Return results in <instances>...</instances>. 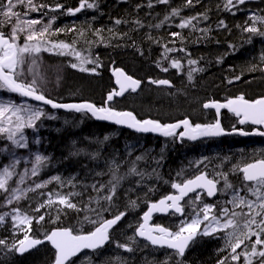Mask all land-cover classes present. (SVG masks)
I'll return each mask as SVG.
<instances>
[{
    "label": "trees",
    "instance_id": "obj_1",
    "mask_svg": "<svg viewBox=\"0 0 264 264\" xmlns=\"http://www.w3.org/2000/svg\"><path fill=\"white\" fill-rule=\"evenodd\" d=\"M0 3H7V0H0ZM57 3L63 7L56 9ZM79 3L80 0H39V5L46 7L40 8L38 14L45 15V20H52L55 17L47 34V40L52 43L64 42L73 45L75 51L80 52L81 57L86 60L81 65L80 59L74 53L61 49L45 50L51 48V44L42 43V50L51 55L53 60H59L66 69L67 77L60 88L62 100L69 98L67 101L90 100L96 105H103L106 93L114 88L110 70L116 67L124 69L137 79H143L142 81L148 78L155 80L170 78L169 80L173 82V88L169 91L151 85H142L139 94L129 96L130 99L138 100L139 103L136 105L128 101L129 97L114 102L116 109H130L138 118L149 117L164 122V118L155 112L166 107L171 112L167 114L166 120L188 116L195 122L198 119L189 112L190 109H186L189 105L191 109L199 105L197 108L201 112L200 105L206 100H225L239 94L248 99H255L264 95V60L261 59L264 54V37L243 31L246 25L252 23L250 17L253 14L264 16V0H245L244 4H235L231 9L225 8L226 0H192L191 5H188L186 0H167V3H161L159 0H95L96 8H83L75 14L67 12L68 8H76ZM173 9H178L179 15H172ZM205 16L207 19H204ZM165 17L168 19L165 20ZM190 17L197 19L192 21L191 26L180 28L179 24L182 20ZM117 19L122 22L116 24ZM221 21L226 26H220ZM157 25L159 27H156ZM256 26L264 31V24L258 23ZM9 27L0 26V31L9 34ZM57 29L61 31L57 32ZM172 33L179 35L174 37ZM19 42L23 43L22 39H19ZM206 47L209 49L207 50ZM166 49L173 51L166 53ZM61 51H64V54H60ZM172 60H178L181 67L179 69L171 67ZM189 60L198 63L190 65ZM164 63L166 67L161 66ZM72 64L78 66L73 68ZM81 66L88 71H81ZM164 67L169 68L167 72L162 70ZM93 68L95 71L91 70ZM193 68L199 70L193 71L192 79L189 80L188 73ZM206 69L208 71H205ZM165 92L170 96H165ZM1 94L20 100L18 96L8 94L4 89L1 90ZM75 97L76 99H73ZM174 97L181 104L182 108L179 110H174V107L170 106ZM43 110V113L51 112L47 108ZM53 113V117L43 115L34 127L26 129L27 147H33L39 154L48 158L38 172V178L48 182L40 188H33L21 199L10 204L13 208H18L21 213L33 218L30 236L44 238L50 230L65 227L70 228L74 233L92 231L95 225L85 221V217L90 220L97 219V211L104 219L126 212L117 229L131 216L133 207H130L129 202L136 201V204H139L138 213L137 215L134 213L136 216L134 215L128 234L131 243L125 240L127 237L120 239V235H116L115 240L113 236L115 229L110 244L105 248L106 254L101 257L95 254L92 258L99 260L96 264H164L165 261L168 264H178V262L179 264H215L220 258L230 259V248L225 247V236L220 238L200 236L183 257H177L174 252L152 248L134 237V229L140 222L141 213L148 203L171 191V183L181 181L178 174L182 167L188 166L187 162L192 156L195 159L198 155L201 159L205 155L204 152L191 148V152L182 155L185 149L179 148L175 142L171 147L166 146L165 149L163 147L162 151L166 157L162 167H158L157 170L155 168L137 170L143 174L149 172V177L127 175L120 184L133 183L137 187L133 192L136 190L138 193H131L121 205L112 207L110 202L101 198L108 194L107 190L98 192L94 190L93 185L97 188L100 185H108L112 178L110 167L113 164L119 166L118 174L124 176L132 167H130L131 162L127 168L120 165L123 162L120 154L126 150L134 151L132 147L135 144L138 145V149L145 150L141 153L135 151L134 156L144 154L147 150L159 148L160 138L141 136L115 126L95 122L83 112ZM212 116L210 119L213 118ZM235 127L238 128L237 122ZM215 144L218 156L225 159L241 157V153L252 157L258 146L256 142L237 143L233 147L229 146L230 143ZM7 151V138L5 134H0V165L7 161L9 157ZM158 156L159 153H155L153 159L149 157L145 159H150L151 164L154 165L159 161ZM261 157L263 155L252 157L250 160ZM19 169L18 166L15 170ZM54 176L60 177V180H52ZM237 176V173L228 175L233 185L241 184ZM69 193L75 194L69 198L79 210L69 209L56 201L52 204L47 203L51 196H67ZM7 194L8 192L0 190V205L4 203ZM125 202L127 203L124 204ZM38 208L39 211H36ZM2 213L0 207V215ZM41 216L44 217L43 220H39ZM174 219L156 217L155 222L176 231ZM23 237L24 231L17 233L8 226H0V239L6 240L8 245L14 244ZM118 243H125L132 248L128 255L130 257H122V261L118 260L116 253L127 251L118 247ZM136 243L143 249L137 250L133 246ZM109 248L114 253L109 251ZM166 253L171 260L165 258ZM53 261L54 250L47 243L23 255H17L16 252L8 251L0 245V264H53Z\"/></svg>",
    "mask_w": 264,
    "mask_h": 264
},
{
    "label": "snow or ice",
    "instance_id": "obj_2",
    "mask_svg": "<svg viewBox=\"0 0 264 264\" xmlns=\"http://www.w3.org/2000/svg\"><path fill=\"white\" fill-rule=\"evenodd\" d=\"M161 3H167V0H159ZM245 0H226L225 8L231 9L235 4H243ZM188 5L192 4V0H186ZM17 5H23L27 11L24 12V16L28 15V12L39 11L40 8L46 7V5H36L33 0H7V3H0V8L3 9L0 15L3 16V20H0V25L11 24V33L6 35L3 31H0V89H7L11 92L19 93L22 96L32 97L37 101H43L45 104L51 105L53 108H65L73 109L77 112H89L97 119L104 121H113L118 125H127L130 128L140 132H158L165 137L178 135L181 138L187 137L190 140H196L198 137H212L225 134L224 128L221 126L219 119L214 124H195L193 125L187 118L172 124H162L156 120H137L132 112H118L109 107H97L94 104L85 102L80 104H58L55 101L46 98V96L37 91L35 79L31 83L21 81L19 79L20 73L18 68L24 64L25 55H33L39 53L42 50V43L46 42L51 44V48L45 50L61 49L67 50L75 54L80 59L81 65L86 62L81 57L80 52L75 51L73 45L66 44L64 42L52 43L47 40V34L50 32V26L52 20L48 21L39 31L36 30V25L41 21L38 19H26L21 20L20 14L14 11ZM151 6V5H149ZM63 6L59 3L55 5L56 9H60ZM95 0H80L79 6L76 8H68L69 14H75L80 12L83 8H96ZM172 15H179L178 9H173ZM168 17H165L167 20ZM196 17H190L187 20H182L179 24L180 28L189 27L192 25V21L196 20ZM204 19H207L205 16ZM13 20L15 21L13 23ZM251 24L246 25L243 28L244 32L251 33L253 35H259L264 37V31H262L256 25L264 24V16H256L253 14L250 17ZM122 21L117 19L116 24H120ZM220 26L224 25V22H220ZM156 27H159L157 25ZM61 31L60 29L56 30ZM207 31V30H204ZM20 33H26L24 36V44L17 43L20 38ZM172 36H178V33H172ZM173 51V49H166V53ZM60 54H64L61 51ZM264 60V54L261 57ZM92 63H95L92 61ZM190 65H195V60H189ZM32 64H36V60H32ZM77 64H72L71 67L76 68ZM171 67L179 69L181 64L178 60L171 61ZM81 71H88V69L81 66ZM95 71V68L91 69ZM199 69L193 68L188 73V79H192V72ZM29 71H32L30 67ZM163 71H168L164 68ZM120 76L123 73L119 69L116 70ZM239 79V77H236ZM154 84L170 85L168 80H153ZM117 83L120 84V92L109 93L108 101H111L113 95H120L127 89L135 91L136 87L140 84V81L134 80L130 76H123V81L119 78ZM215 108L217 112L221 108H227L233 112L237 117H240L239 123L246 124L252 123L254 125H264V98H260L254 101L246 100L243 96H238L234 99H228L227 103H205L204 108ZM44 115L42 110L19 108L11 103H0V134H6L7 140L12 145L24 148L27 144L22 135L24 128H32L36 122ZM183 125V131L176 133V129ZM233 132H237L235 127ZM240 134L247 135L248 133L239 130ZM257 134L264 136V131L254 130ZM107 139V137H105ZM142 157H137L141 159ZM47 157L40 154L35 155L34 162L31 168V175L36 176L40 167L47 161ZM18 160H14L12 163L5 165L0 169V190L8 192L9 195L6 198V203L11 204L13 200L21 199L23 192L19 188L9 189L8 182L15 175V168ZM118 165L113 164L110 167L111 180L108 185H100L97 188L93 185L94 190L100 192L107 190L108 194L101 197L103 200L111 202L115 197L117 188L120 182L125 179L127 175H140L143 173L137 172L133 166L129 169V172L124 176L118 174ZM238 171L242 173L243 180L248 182L247 192L250 193L255 199H249L240 194L238 189H234V186L228 182L226 173L217 174L224 181L225 189H234L233 198L228 202L232 205V209L225 207L220 210L218 214H214L213 209L215 206L204 204L196 215L190 218V220L182 222L178 230L172 231L169 228L155 225L150 226L148 221L150 220L154 212H168L173 210L176 213L183 214L184 207L182 201L190 193H195V201H201V195L198 190L206 191L207 196L212 197L216 194L219 181L216 178H209L206 172H200L192 178L184 179L181 182L173 181L171 183L172 189L176 190L175 194H169L156 202L148 204V211L144 212L142 220L136 229V234L140 237L147 239L154 246H166L169 249L174 250L177 257H183L190 244L194 243L199 236L215 235L217 232L225 233V247L230 248L231 261H239L243 257V264H253L255 258H259V264H264V159L255 160L252 163H246L243 167H239ZM27 170L25 171V174ZM179 175V174H178ZM52 180L59 181L60 177L54 176ZM24 182V175H21L18 183ZM42 184H37L36 188L42 187ZM31 190V189H30ZM75 195L69 193L67 196L58 195L57 201L60 205H63L69 209H76L77 205L70 200V196ZM48 204H52L53 200L49 199ZM130 207H136V201L129 202ZM43 207V205H41ZM239 209V211H237ZM247 209V211H245ZM39 211V208L36 209ZM106 211V209H102ZM11 215L13 221V227L24 231L23 239L17 240L14 244L8 245L6 240L0 239V245L7 248L8 251H14L16 253H24L25 251L33 248L36 245L41 244L43 241L40 239H33L29 232L31 231V223L33 218L20 212L18 208H13L11 213H4L0 215V222H4L5 217ZM126 215L125 212H120L114 215L111 219H104L100 212H96L97 219L90 220L85 217V221L95 225L92 231L74 234L73 230L69 228H57L51 233H46L44 240L51 242L55 248V260L54 264H72V258L77 256L83 249H98L105 245L111 239V230L122 220ZM44 217H39V220H43ZM38 222V221H37ZM25 226L27 229L25 230ZM255 237L254 240L251 238ZM131 239V238H130ZM251 246V251H248V246ZM118 247L124 248L127 251H132L127 244H117ZM259 246V250H258ZM242 251H237L242 249ZM164 264H168L167 261ZM179 264V262H178ZM218 264H228L227 260H219Z\"/></svg>",
    "mask_w": 264,
    "mask_h": 264
},
{
    "label": "rangeland",
    "instance_id": "obj_3",
    "mask_svg": "<svg viewBox=\"0 0 264 264\" xmlns=\"http://www.w3.org/2000/svg\"><path fill=\"white\" fill-rule=\"evenodd\" d=\"M13 2H15V0H13ZM33 3L36 5H39V0H33ZM2 11H3V9L0 12H2ZM14 11H16L17 13L20 14L21 20H26V19H38V20H40L41 23L35 26L37 31H39L45 25L48 24L49 20L44 19V18H46V16L45 15L40 16L38 14V11L28 12V15L24 16L23 14H24V12L27 11V9L23 5H17L14 8ZM0 20H3L2 15H0ZM14 22L15 21L13 20V23ZM0 26H10L8 29V33L9 34L11 33V27H12L11 24H3ZM19 35H20L19 39H22L23 43L19 42V39L17 42H18V44L23 45L25 42L24 36L26 35V33H20ZM33 59L36 60L35 65L32 64ZM30 67L32 68V71H29ZM65 71H66V69L64 68V66L62 65V63L59 60H53L52 56L49 55L48 53L44 52L43 50H41L39 53L33 54L31 56L26 54L24 64H22L18 68V73H20L19 79L21 81H26V82L31 83L32 80L35 79L37 81V83H36L37 90H39L43 93H46L50 97L56 98V99H62V98H60V95H61L60 88H62V86H63L62 84L64 83V81L66 80V77H67L66 76L67 73ZM1 90L2 89H0V103H11V104H13V105H15L21 109L30 108L33 110L39 109V110L44 111L43 110L44 107L41 105L31 103V102L24 100V99L14 100L13 98L9 97L8 95L5 96V95L1 94ZM62 93H64V92L62 91ZM164 95L168 96L169 94L167 92H165ZM131 96H133V95H131ZM127 97H129V96H127ZM127 97H125V98H127ZM175 98L176 97H174L171 105L170 104L169 105L173 106L174 110H179L182 107H181V104L178 103L179 101H176ZM127 99H130V97ZM128 101H130L132 104H135V105L137 103H139L137 99L136 100L130 99ZM116 106H118V105H116ZM189 106L186 109H190L189 112L196 119H198V120H200V119L210 120V116H211L210 114H207L203 111L199 112L197 107H195L196 109L195 108L191 109V105H189ZM156 109H158V108H156ZM168 113H171V112L166 107L161 108L155 112V114L164 118V120H163L164 122H169L168 120L165 119V118H167L166 116ZM44 116L53 117L54 113L52 111L50 113L45 112ZM228 121L232 122V119L228 118ZM26 129H27V127L22 130V135H23L24 140L27 144ZM5 136H6V134H5ZM6 138H7V136H6ZM35 138H36V136H34V139ZM34 139H33V143L35 142ZM158 143H159L160 149L159 148H155V149L150 148L151 151L147 150L146 153L140 154L137 156H134V154L136 152L141 153L145 149H138L137 148L138 145L135 144V146L132 147L134 149V151H127L126 150L125 152L120 154V155H122V160H123V162L120 165L127 168L131 162L130 167L134 166L136 168V170H140V169L146 170V169H154V168H155V170H157L158 167L161 168L162 163L166 157V155L164 154L162 149H163V147L165 149L166 146L171 147V144H173L174 142L171 140L162 141V139H160L158 141ZM144 147H145V145H144ZM204 147L210 149V151H206V153H204L205 155L201 159L198 158V155H196L195 159H193V156H192L187 162L188 166L182 167V170L179 172V178L181 180H183L187 177H190L195 172L197 173V171L198 172L205 171L209 175L210 178H216L220 182V188H219L220 189L219 190L220 196L216 198L214 204L206 203L204 200V194L200 191L199 192H200V195L202 198L201 201H199V202L195 201V193L192 196H190L188 199H186L184 201V205L186 204V206H187L186 212H185L186 214L180 219H174L173 220V223H174L176 230H178V228L182 222L188 221V220H190L191 217L196 215L197 212L203 208L204 204H209V205L215 206L213 209L214 214H218L220 212V210L222 208H225V207H227L231 210L232 205L229 204L228 202L233 198V190L234 189H238L240 191L241 195H244L249 199H255L254 196H252L250 193L247 192V187L249 186V184H245L243 182L241 174H240V176L238 175L237 177L239 178L242 186L238 185V184L233 185L229 181L230 178L228 177V175H231V174L233 175V174L239 173L238 168L243 166L244 164L252 161V160H250L252 157L254 158V157L261 156V155H263V157H264V143L258 144L256 149L252 153V157H247L246 155L241 153V157H236L235 159H233V158L225 159L224 157L221 158V156H218L217 149L215 148L216 144H210V145L204 144ZM199 148L202 149V146H200ZM187 152H188L187 150H184V152H182V155H186ZM189 152H191V151H189ZM155 153H159V156H158L159 161H158V163L152 165L150 162V159H145V157H149V158L153 159ZM7 154L9 157H8L7 161H5V163L0 165V169H2L5 165L12 163L14 160L19 161V163H17L15 169H17L18 166L20 167V169L18 171L15 170V175H13V177L9 180V182H8V187H10L9 189L19 188L23 192V195H24V194L28 193L29 191H31L33 188L35 189L37 184H42L44 186L48 182V180L39 179L38 174L36 176L31 175V168H32V164H33L34 159H35V155L39 154L33 147L19 148V147L12 145L11 142L8 141ZM40 155H42V154L40 153ZM137 157H142V158L138 160ZM155 157H156V155H155ZM257 159H263V158H257ZM222 163H224V164H222ZM26 170H27V173L25 174ZM219 173H226L227 174L228 182L234 186V189H225L223 179L217 175ZM21 175H24V182L18 183L20 181ZM149 175H150V173L146 171L143 174V176H141V177H149ZM136 188L137 187H135L133 185V183H128L125 185L120 184L118 187V190L116 191V197L110 202L112 204V207L117 206V205H121L122 201L126 198V196H129L131 193H138L136 190L133 192V190ZM8 195H9V193L7 194V197H8ZM23 195H22V197H23ZM49 199H52L53 201H57L56 196H51V197H49ZM5 201H6V199H5ZM5 201L2 205H0L1 210H3V213L1 215H3L4 213H11V210L13 209V206H11L10 204H7ZM13 201H15V200H13ZM126 203L127 202H125L124 204H126ZM138 205L139 204H136V207L132 208L131 216L128 217V219L124 223V225L115 230V233H113L114 239L117 238L116 235H120L121 236L120 239H122V237L123 238L127 237V239H125V240H128V242L131 243V239H128L129 238L128 234H129L130 228L132 226V223L134 221V217L138 213L137 212V206ZM114 209H117V208H114ZM133 211H135V212H133ZM237 211H239V209H237ZM245 211H247V209H245ZM1 225L2 226H8L12 231L17 232V233L23 232L20 229L13 227V221L11 219V215L6 216L4 222H0V226ZM26 229H27V226H25V230ZM217 233H219V235L225 236L224 232H217ZM125 235H128V236H125ZM251 239L254 240L255 237H252ZM122 244H125V243H122ZM114 245H115V243L113 244V246ZM133 246L136 247L137 250L143 249V248H141L142 246L137 245V243L134 244ZM121 249H124V248H121ZM242 250H243V248L238 249L237 251L239 252ZM258 250H259V246H258ZM109 251L113 252L112 249H110V248H109ZM248 251L249 252L251 251L250 244L248 246ZM116 254H118V257H119L118 260H120V261H122L121 260L122 257H130V256H128V255H130L129 251H126V252L121 251L120 253H116ZM164 255H166L165 258L168 261L171 260L170 257H167V255H168L167 253ZM96 256L101 257L100 254H97ZM131 256H133V255H131ZM93 257L94 256L85 254L81 258H79V260L72 262V264H88V263H93V264L95 263L96 264V262H99V260H96V259L92 260ZM240 260H241L240 263H237L238 261L233 262V261H231V259L227 260V262H228V264H243V257H241ZM90 261H92V262H90ZM218 261H216L215 264H218ZM253 264H259V258H255L253 260Z\"/></svg>",
    "mask_w": 264,
    "mask_h": 264
},
{
    "label": "water",
    "instance_id": "obj_4",
    "mask_svg": "<svg viewBox=\"0 0 264 264\" xmlns=\"http://www.w3.org/2000/svg\"><path fill=\"white\" fill-rule=\"evenodd\" d=\"M117 69H119L120 70V72L121 73H123V76H130V75H128L122 68H112L111 70H110V75H111V77H112V79H113V84H114V89H112L111 90V92H109V93H116V92H120V84H118L117 83V80H118V78L121 80V81H123V76H120L119 75V73H117L116 72V70ZM130 77H132V76H130ZM134 80H138V81H140V84L136 87V89H135V91H133L132 89H127V90H125L122 94H120V95H113V98H112V100L111 101H108V95H109V93L106 95V100H105V103H104V106L103 107H109V103H111V102H113V100L115 99V98H122V97H124L125 95H127L128 93H133V94H136V93H138L139 91H140V89H141V86H142V81L140 80V79H137V78H134V77H132ZM159 80H168V79H159ZM151 81H153V79H148V82H151ZM169 81V80H168ZM153 85L155 86V87H166V88H172V83L170 82V85H159V84H154L153 83ZM11 92V91H10ZM11 93H13V94H16V95H19V96H21L22 98H24V99H26V100H28V101H30V102H33V103H37V104H40V105H43V106H46L47 108H49L50 110H52V111H62V112H76L77 113V111H75V110H73V109H65V108H53L51 105H49V104H45L43 101H37V100H35V99H33L32 97H28V96H22V95H20L19 93H16V92H11ZM47 98V97H46ZM260 98H264V97H259L258 99H260ZM48 99H50V98H48ZM232 99H234V98H232ZM52 100V99H51ZM257 100V99H256ZM53 101H55L56 103H58V104H80V103H85V102H88V103H91V104H93L92 102H89V101H56V100H53ZM213 102H215V103H219V104H224V103H227V101H225V102H220V101H217V100H208V101H206V102H204L203 104H202V108L203 109H205V110H212V111H214L215 112V114H216V121H217V119H219V121H220V123H221V117H220V115H221V112L223 111V110H226V111H228L229 113H231V114H234L233 112H231L229 109H227V108H221L220 110H219V112H217V110L215 109V108H212V107H209V108H204V104L205 103H213ZM95 105V104H94ZM96 106V105H95ZM98 107V106H97ZM110 108V107H109ZM113 110H115V109H113ZM115 111H117V110H115ZM125 111H127V112H131V111H129V110H123V111H118V112H125ZM84 113H86V114H88L93 120H95L96 122H101V123H105V124H108V125H113V126H118V127H120V128H123V129H126V130H128V131H131V132H134V133H137V134H143V135H152V136H155V137H165V136H163L162 134H160V133H158V132H140V131H136L135 129H133V128H130V127H128L127 125H118V124H116L115 122H113V121H104V120H100V119H97L96 117H94V116H92L91 115V113H89V112H86V111H84ZM133 113V112H132ZM134 114V113H133ZM135 115V114H134ZM235 115V114H234ZM236 116V115H235ZM136 117V116H135ZM237 117V116H236ZM137 118V117H136ZM188 119V118H187ZM137 120H140V119H138L137 118ZM143 120H153V119H150V118H146V119H142L141 121H143ZM184 120V119H183ZM189 120V119H188ZM178 121H181V120H178ZM178 121H175V122H172V123H176V122H178ZM190 121V120H189ZM215 121V122H216ZM172 123H167V124H172ZM212 124H214V123H212ZM246 124H250V125H252V126H254V127H256V129H258L259 127L262 129L261 131H264V125H254V124H252V123H246ZM222 126V125H221ZM179 129H181L182 131H183V125L180 127V128H178V129H176V133L179 131ZM256 129H254V130H256ZM252 131V132H246V133H248L247 135H242V134H240V131L238 130L237 132H233V131H225V134H223V135H220V136H212V137H198L196 140H190V139H188L187 137H184L183 139H187V140H190V141H198V140H201V139H204V138H220V137H225V136H231V135H239V136H241V137H264V136H261V135H259V134H257L256 133V131ZM244 132V131H243ZM170 137V136H169ZM180 139H181V137H179ZM252 163V162H251ZM174 190V189H173ZM175 192H176V190H174ZM199 191V190H198ZM205 194H206V191H204V190H202ZM171 194H175V193H171ZM192 193H190L189 195H191ZM216 194H217V192H216ZM216 194L215 195H213L212 197H209V196H207V194H206V196L208 197V198H213V197H215L216 196ZM188 195V196H189ZM187 196V197H188ZM163 198V197H162ZM162 198H160V199H162ZM186 198V197H185ZM159 199V200H160ZM159 200H157V201H159ZM154 202H156V201H154ZM152 203V202H151ZM146 211H148V207H147V209L145 210V212ZM170 212H173V213H176V212H174L173 210H169L168 212H154L153 214H152V216H151V218H150V220L148 221V223H149V225L150 226H155L154 224H152V222H153V217L155 216V215H163V216H167ZM144 214V213H143ZM143 214L141 215V222L140 223H142L143 222V220H142V217H143ZM176 214H178L179 216H182L183 214H180V213H176ZM125 217V216H124ZM123 217V218H124ZM111 218H113V217H111ZM111 218H107V219H111ZM122 218V219H123ZM139 223V224H140ZM118 224H119V222H118ZM117 224V225H118ZM116 225V226H117ZM116 226H114V228L116 227ZM139 226V225H138ZM161 226V225H160ZM164 227V226H163ZM113 228V229H114ZM55 229H57V228H54V229H52L49 233H51L53 230H55ZM112 229V230H113ZM137 229V228H136ZM136 229H135V235H136V237L139 239V240H144V241H147L150 245H152L147 239H145V238H143V237H140V236H138L137 234H136ZM111 230V231H112ZM33 239H40L41 241H43L41 244H39V245H36V246H34L33 248H31V249H29V250H27V251H25L24 253H16L17 255H23V254H26V253H28L29 251H31V250H33V249H35V248H37V247H39L40 245H42V244H44V243H47V244H49V246L54 250V252H55V248L53 247V245L51 244V242H49V241H47V240H44V238H36V237H33V236H31ZM110 241V240H109ZM109 241L108 242H106L105 243V245L104 246H106L108 243H109ZM104 246H102V247H104ZM152 246H154V245H152ZM101 247V248H102ZM154 247H158V248H167L166 246H154ZM99 249V248H98ZM169 249V248H168ZM93 250H96V249H83L80 253H78L77 254V256H79L82 252H84V251H93ZM170 250H172V249H170ZM174 251V250H173ZM77 256H75V257H77ZM75 257H73V258H75ZM54 260H55V255H54ZM53 264H54V261H53Z\"/></svg>",
    "mask_w": 264,
    "mask_h": 264
},
{
    "label": "bare ground",
    "instance_id": "obj_5",
    "mask_svg": "<svg viewBox=\"0 0 264 264\" xmlns=\"http://www.w3.org/2000/svg\"><path fill=\"white\" fill-rule=\"evenodd\" d=\"M219 20V19H218ZM218 22V21H217ZM213 24V23H212ZM213 26V25H212ZM212 28V27H211ZM215 29H217V28H215ZM213 30V29H212ZM213 31H216V30H213ZM226 31V30H225ZM230 34V33H229ZM237 34V33H236ZM226 36H227V34H226ZM231 37V36H230ZM229 37V38H230ZM225 38V37H224ZM223 38V39H224ZM217 39H219V38H217ZM222 39V38H221ZM226 39V38H225ZM213 40V39H212ZM216 42V41H215ZM218 43H219V41H217ZM223 42H226V41H223ZM217 43V44H218ZM222 43V42H221ZM227 43V42H226ZM235 43V42H234ZM210 44V43H209ZM213 44V43H212ZM194 45H196V44H194ZM198 45V44H197ZM207 47H208V45H207ZM207 47H206V49H207ZM238 47H240V46H238ZM159 48V47H158ZM161 49V48H160ZM196 49V48H195ZM209 49V48H208ZM207 49V50H208ZM216 49H218V48H216ZM224 49V48H223ZM177 50V49H176ZM179 50V49H178ZM204 50V49H203ZM213 50V49H212ZM192 51V50H191ZM196 51V50H195ZM206 51V50H205ZM215 51V50H214ZM217 51V50H216ZM215 51V52H216ZM220 51H221V49H220ZM199 52V51H198ZM209 52V51H208ZM218 52V51H217ZM222 52V51H221ZM229 52V51H228ZM183 53V52H182ZM151 54V53H150ZM205 54V53H204ZM231 54V53H230ZM152 55V54H151ZM212 55V54H211ZM233 55V54H232ZM150 56V55H149ZM205 56H207V55H205ZM215 56V55H214ZM239 56V55H238ZM243 56V55H242ZM216 57V56H215ZM219 58V57H218ZM234 58V57H233ZM159 59V58H158ZM162 60V59H161ZM161 60H159V62H161ZM163 61V60H162ZM142 62V61H141ZM159 62H158V64H159ZM241 62V61H240ZM157 63V62H156ZM198 63V62H197ZM158 64L156 65V66H158ZM163 64V63H162ZM161 64V66H165V63H164V65H162ZM202 64V63H201ZM133 65H134V63H133ZM160 65V64H159ZM161 66H160V68H161ZM254 66V65H253ZM141 67V66H140ZM139 67V68H140ZM166 67V66H165ZM164 67V68H165ZM204 67V66H203ZM159 68V67H158ZM163 68V69H164ZM205 68V67H204ZM207 68V67H206ZM239 68V67H238ZM162 69V70H163ZM169 69V68H168ZM139 70V69H138ZM161 70V71H162ZM156 71V70H155ZM205 71H208L207 69L205 70ZM142 72H143V70H142ZM167 72V71H166ZM208 73V72H207ZM210 73V72H209ZM156 74V73H155ZM175 74V73H174ZM201 74H202V71H201ZM131 75V74H130ZM257 75V74H256ZM132 76V75H131ZM161 76V75H160ZM210 76V75H209ZM151 77V76H150ZM73 78H75V77H73ZM172 78V77H171ZM78 79V81H79V78H77ZM77 79H76V82H77ZM148 79H153V78H148ZM148 79H145V81H142V85L144 86H149V85H151V86H154L153 85V83L152 82H148ZM170 79V78H169ZM75 80V79H74ZM111 80V79H110ZM143 80V79H142ZM153 80H155V79H153ZM172 80V79H171ZM177 80V79H176ZM208 80V79H207ZM256 80V79H255ZM175 81V80H174ZM194 81V80H193ZM183 82V81H182ZM188 82V81H187ZM73 83H75L74 81H73ZM80 83V82H79ZM173 83V82H172ZM189 84H190V82H188ZM187 83V84H188ZM192 83V82H191ZM193 84V83H192ZM74 85H76V84H74ZM77 85H78V83H77ZM177 85H178V83H177ZM207 85H208V83H207ZM73 86V85H72ZM179 86V85H178ZM197 86V85H196ZM199 86V85H198ZM197 88V87H196ZM201 88V87H200ZM205 89H206V87H204ZM188 89V88H187ZM79 91H80V89H79ZM81 93V92H80ZM149 93V92H148ZM139 94V93H138ZM189 94V93H188ZM193 94V93H192ZM60 95V94H59ZM169 96V95H168ZM66 97V96H65ZM69 98V97H68ZM104 98V97H103ZM65 99V98H64ZM70 99V98H69ZM69 99H66L65 101H67V100H69ZM73 99H76V97L75 98H73ZM83 99V98H82ZM88 99V98H87ZM72 100V99H71ZM78 100V99H77ZM92 100V99H91ZM215 100V99H214ZM90 101V100H89ZM203 101V100H202ZM91 102V101H90ZM102 102V101H101ZM94 103V102H93ZM116 104V103H115ZM164 104V103H163ZM195 104V103H194ZM193 104V105H194ZM129 106V105H128ZM199 107V105H195V107ZM201 106V105H200ZM190 107V106H189ZM187 108V107H186ZM196 109V108H195ZM130 110V109H129ZM132 111V110H131ZM198 111H199V109H198ZM139 115V114H138ZM227 115V114H226ZM137 116V115H136ZM140 116V115H139ZM138 117V116H137ZM213 117V116H212ZM140 118H142V116L140 117ZM229 118V117H228ZM227 119V118H226ZM226 121V120H225ZM228 121V120H227ZM223 122V121H222ZM239 127V126H238ZM132 133V132H131ZM240 164V163H239ZM106 219V218H105ZM66 228V227H65Z\"/></svg>",
    "mask_w": 264,
    "mask_h": 264
},
{
    "label": "flooded vegetation",
    "instance_id": "obj_6",
    "mask_svg": "<svg viewBox=\"0 0 264 264\" xmlns=\"http://www.w3.org/2000/svg\"><path fill=\"white\" fill-rule=\"evenodd\" d=\"M207 114H210L212 116L211 113H207ZM228 117L232 119V122H229L227 121L228 120ZM227 118V119H226ZM235 118V117H234ZM233 117L229 116V115H226V113L223 114V126L225 128H234L235 127V124H236V118L234 119ZM226 120V121H225ZM238 120V119H237ZM210 121L208 120H202V121H199V124H204V123H208ZM238 124V123H237ZM247 127V126H246ZM236 128V127H235ZM249 128V127H248ZM252 129V128H251ZM229 143V142H227ZM218 187L220 188V182L218 183ZM207 203H210V204H214L215 203V200H212V199H208ZM209 236H214V235H209ZM222 235H219V233L216 234V237L220 238ZM231 252V250H230ZM99 252H96V253H93V254H87V255H91V256H94L95 257V254H98ZM86 253H84L83 255H85ZM106 253H100V255L104 256ZM82 255V256H83ZM225 260H229L227 258H225ZM241 260H239L237 263H240Z\"/></svg>",
    "mask_w": 264,
    "mask_h": 264
}]
</instances>
